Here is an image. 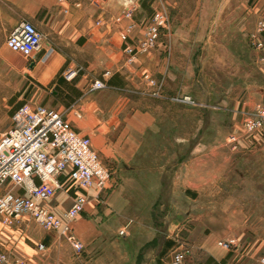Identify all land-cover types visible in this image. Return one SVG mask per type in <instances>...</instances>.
<instances>
[{
    "label": "crops",
    "instance_id": "crops-1",
    "mask_svg": "<svg viewBox=\"0 0 264 264\" xmlns=\"http://www.w3.org/2000/svg\"><path fill=\"white\" fill-rule=\"evenodd\" d=\"M123 1L0 0V18L12 17L9 5L19 7L16 16L43 34L41 49L25 73L37 89L24 100L58 111L80 134L90 137L110 172L102 194L94 193L92 187L85 191L84 211L70 223L83 243L81 253L29 217L0 225V252L25 264H170L175 247L168 237L177 231L185 236L186 264H259L264 256V161L262 169H256L254 156L248 162L250 155L224 151L221 132H216L221 128L220 106L193 111L135 91L130 95L118 92L143 86L140 74L144 70L151 69L156 77L167 71V57L160 53L166 42L175 47L170 37L166 44L159 42L157 49L149 54L138 52L128 62L125 47L129 43L120 41L118 35L129 31V40L139 41L148 18L123 17ZM238 1L193 0L189 5L173 2L172 6L165 0L176 7L173 16L182 18L181 26L195 24L205 33L200 45L204 49L235 48L239 34L255 27L248 20L249 12L240 14ZM257 2L264 14V0ZM20 20L6 24L9 31ZM185 44L190 48L189 38ZM3 67L0 80L12 79L15 66L0 55ZM69 69L78 70L72 80L63 75ZM105 70L111 72L108 87L90 90L92 80ZM245 94L239 116H244L247 103L253 113L264 102L259 89ZM8 124L0 120V135ZM207 128L214 129V135H207ZM257 133L263 135L264 129ZM258 142L255 137L250 140L253 145ZM58 191L41 204L62 219L73 190ZM199 194L213 200V210L186 218ZM157 202L165 210L161 229L152 215ZM126 224V235H119L118 229ZM229 237L238 242L234 250L217 245ZM40 243L43 250L38 249Z\"/></svg>",
    "mask_w": 264,
    "mask_h": 264
},
{
    "label": "built area",
    "instance_id": "built-area-1",
    "mask_svg": "<svg viewBox=\"0 0 264 264\" xmlns=\"http://www.w3.org/2000/svg\"><path fill=\"white\" fill-rule=\"evenodd\" d=\"M99 4L98 0H88ZM125 16H131V9L125 8ZM168 24V15L163 7L153 9L145 23L143 38L125 47L127 61L131 62L137 52H148L159 39L161 30ZM123 41L128 39L121 33ZM43 34L30 21L20 20L4 38V45L24 57H32L41 49ZM252 45L261 53L264 61V19H259L251 33ZM78 70H65V79L72 80ZM109 70L93 79L90 90L108 87ZM143 93L171 102H190L183 96H168L162 84L147 73L143 74ZM247 132L264 129V105H258L244 124ZM110 178L109 170L102 164L98 153L91 145L90 137L80 134L58 111L45 105L24 102L10 114L7 129L0 135V223L11 225L23 216L29 217L38 227L53 230L70 244L76 254L83 251V243L72 231L71 221L79 216L87 203L85 191L95 188L101 192ZM58 190L68 193L73 190L71 204L57 217L41 203L47 201ZM128 224L118 229L126 235ZM217 245L234 250L238 242L234 237L221 239ZM43 250L44 244H38ZM188 247L185 243L173 249L170 264H186ZM0 263L25 264L16 258H8L0 252ZM56 264H62L58 262ZM259 264H264V256Z\"/></svg>",
    "mask_w": 264,
    "mask_h": 264
},
{
    "label": "rangeland",
    "instance_id": "rangeland-1",
    "mask_svg": "<svg viewBox=\"0 0 264 264\" xmlns=\"http://www.w3.org/2000/svg\"><path fill=\"white\" fill-rule=\"evenodd\" d=\"M98 1L100 3L102 2V0ZM167 1L172 6L173 2H179V6L189 5L193 2V0ZM123 2V17L126 7L131 9L130 18L134 15L138 18L143 17L145 20L151 16L155 8L163 7L167 12L168 24L163 31L161 30L162 34L160 33V39L151 50L140 53L149 54L152 50L157 49V44L159 42H163V44L167 43L164 52L162 54L160 53V56L167 57L168 70L160 71L159 77H156L151 69L144 71L162 84L165 94L168 96H178L180 98L187 96L190 98V102H171L166 99H161L160 101L166 104L191 107L193 111H195L194 109L220 106L222 111L221 128L217 127L216 132H221L224 151L250 155V157H246L247 159L254 156L255 168L259 169L260 167V169H262L264 161V134L261 135L257 132H247L245 130L244 124L252 115V110L250 111L247 108L248 103L243 112L244 116L238 115L241 102L247 99L245 96L246 90L253 88L254 90L259 89L264 93V61L260 60L261 53L255 49L251 42V33L255 31L258 20L264 19V14L261 12L262 5L258 4L257 0L238 1L240 14L249 12L248 14L251 16L248 17V20L250 22L252 21L255 27H253L251 31H244L239 34L237 40H235V48L204 49L201 48L200 45H202V40L205 39V33H200V31H202L200 30L201 28L195 24L186 28L181 26L180 21L182 18L173 16L176 7L169 6L165 0H124ZM9 7L8 11L12 14V17L0 18V45H3L0 50V55L4 60L15 66L12 79L9 78L8 81L6 79L0 80V120H5V123H9L11 112L17 106L26 102L24 100L26 95H28L32 89H37V87L34 86L36 83L25 74L28 69L27 65L35 56L24 57L17 52L10 51L4 45V37L9 31L6 24L9 22L14 23L16 19H24L16 16V14L21 11L19 7L11 5H9ZM172 22L175 23L174 27L172 26ZM188 30V34L183 33ZM126 33L128 39L123 41L120 36L121 34H119V40L132 44L133 42L129 40V31ZM170 37L174 40V48L170 47L169 42H166L170 40ZM142 38L143 33L141 39ZM187 38H189L190 48H186V44L183 45L184 42L186 43ZM4 69L5 67L0 68V72L4 71ZM143 74H140V80L143 86L126 87L125 90H127V92L123 90H119L118 92H125L130 95L133 93L131 91H135L137 94H134L136 95L155 99L143 93ZM237 101L240 102L239 105H237ZM258 105H264V102ZM258 105L253 108V112ZM194 116L195 113L192 112V118H194ZM242 117L245 118L242 120ZM204 131L205 130H202V132ZM210 133L214 135V129L210 130L207 128L206 134L209 135ZM254 137L259 140L256 145L250 144L251 138ZM248 162H251V159ZM257 179L256 176V180ZM108 184L109 180L100 194L104 192ZM58 192L64 193L62 190ZM96 192L97 189H95L94 193ZM158 203L159 202L152 208V215L155 219L156 227L161 229L163 227L161 219L165 210L160 208ZM212 210L213 200H207L205 194H199V198L192 201L189 211H187L184 216L190 218L191 216L188 217L189 214L192 216H199L204 212H211ZM177 212L182 214L180 210H177L176 213ZM207 231L209 232L210 229H207ZM176 232L177 231H174L173 234L168 237L175 248L180 246L181 243L186 242L184 239L185 236H183L181 232H178V234H176Z\"/></svg>",
    "mask_w": 264,
    "mask_h": 264
}]
</instances>
